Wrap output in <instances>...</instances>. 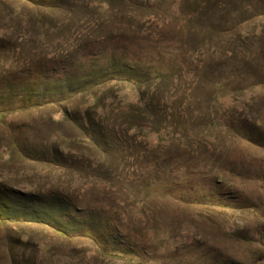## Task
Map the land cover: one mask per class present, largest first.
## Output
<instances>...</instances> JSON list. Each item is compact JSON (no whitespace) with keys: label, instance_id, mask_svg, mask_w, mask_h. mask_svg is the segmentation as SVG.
I'll return each instance as SVG.
<instances>
[{"label":"rangeland","instance_id":"1","mask_svg":"<svg viewBox=\"0 0 264 264\" xmlns=\"http://www.w3.org/2000/svg\"><path fill=\"white\" fill-rule=\"evenodd\" d=\"M53 2L0 0V94L40 104L0 132V264H264V0Z\"/></svg>","mask_w":264,"mask_h":264},{"label":"trees","instance_id":"2","mask_svg":"<svg viewBox=\"0 0 264 264\" xmlns=\"http://www.w3.org/2000/svg\"><path fill=\"white\" fill-rule=\"evenodd\" d=\"M21 3H29L32 6H45L46 8H48V10H52L55 9L56 6L59 5H55L56 3L53 2L54 0H20ZM111 0H103V2L105 3V5H109ZM102 4V2H101ZM100 4V5H101ZM44 7V8H45ZM21 5H16V6H10L9 7V14L10 17H14L16 19H18L19 17L23 16V13L21 12ZM25 15V14H24ZM24 17V16H23ZM47 23V22H45ZM44 25V24H43ZM43 27V26H42ZM6 42L3 41L2 39H0V64L6 59L7 57V49L9 48L6 47ZM6 50V51H5ZM115 60V56H110L109 57V63L107 65H104L106 68H102L101 70H103L100 74L102 79H108L111 80V82H121V81H127V79H124V76H128V74H124L122 71H120L117 66L115 65L116 63H114ZM103 66V67H104ZM153 73L152 75L155 76L156 79H160L161 78V72H151ZM87 75H83L80 77V84L82 85V87L80 88H76V89H72V85L68 84L67 82H65L66 86H65V93L68 96L74 95L76 94H84L87 95L91 98V101H97L99 99V97L92 93L89 92V87L91 86L87 81ZM128 78V77H127ZM27 91V90H25ZM25 97H27L26 100H22L19 102V104L14 105L12 102H8L7 98L4 97L2 94H0V132L3 129H7L10 133H13V129H12V123L10 122V120L8 119L9 116H11L13 113L16 112H20L23 111L24 109L31 107V106H36V105H40L38 103H35L33 105L27 106L30 103V98L34 95V91L33 90H28L25 94ZM29 97V98H28ZM10 98V97H9ZM41 102L44 100V98H40L39 99ZM89 103V102H88ZM72 112L73 109H69V108H65L62 111H60L59 113L63 114V117L67 120L69 119V112ZM81 114L83 116L86 115V111H82ZM2 129V130H1ZM84 133V139L87 141H91L92 143H96L93 138H95L94 135H96L94 133V135L89 132V130H85L83 131ZM12 137V135H11ZM83 137L81 135H77L76 136V141H79L81 139H83ZM100 143V142H99ZM16 144L14 143V141H11L9 143V145L2 147V152L4 153V155H11L14 154V149L16 148L15 146ZM96 145V144H95ZM100 152H102V150H99ZM26 198H30L29 196H26ZM224 207V206H223ZM34 217V216H33ZM24 218V217H22ZM30 219V218H29ZM25 220V219H21L22 221H27V222H38L42 225H44V227L50 229L55 235H57L58 237H61L63 239L69 240L72 237L75 236H83L86 235L88 237H90V239H92V241H94L97 244V249H102L103 250V243L100 240V238L97 235V231H95L96 228H91L89 226L86 227L88 228V230L82 231L81 234H75L74 230H70L68 228H64L63 226H57V222H55L56 224H53L52 222H47L45 220H42L41 218L35 216L34 218H31L30 220ZM11 220H13L12 217L10 216H3L2 212L0 211V225H3L5 222H10ZM85 229V228H84ZM101 241V242H98ZM105 247V246H104ZM109 248V247H108ZM107 249V247H106ZM110 255H117L118 257L126 260V262H128L130 259H133V257L136 258V253L134 252V250H132L129 247L124 248L123 250H119V248L117 246H114L113 248H109Z\"/></svg>","mask_w":264,"mask_h":264}]
</instances>
